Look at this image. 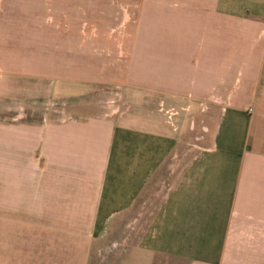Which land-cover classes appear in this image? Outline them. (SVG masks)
Listing matches in <instances>:
<instances>
[{"label":"crops","instance_id":"1","mask_svg":"<svg viewBox=\"0 0 264 264\" xmlns=\"http://www.w3.org/2000/svg\"><path fill=\"white\" fill-rule=\"evenodd\" d=\"M18 1L0 0V235L22 243L0 264H31L9 252L32 234L105 247L72 264H264V0H89V21ZM112 40L132 114L79 83Z\"/></svg>","mask_w":264,"mask_h":264},{"label":"rangeland","instance_id":"2","mask_svg":"<svg viewBox=\"0 0 264 264\" xmlns=\"http://www.w3.org/2000/svg\"><path fill=\"white\" fill-rule=\"evenodd\" d=\"M20 1V0H19ZM18 1V2H19ZM22 1V0H21ZM44 5H61L64 8L70 9L71 6H78V14L85 20H90L85 14L88 12L87 2L89 0H35ZM90 4V3H89ZM91 16V13H89ZM84 15V16H82ZM117 41L111 43L95 42V51L89 57L80 58V68H88L89 71H97L99 74H80L78 76L80 85L93 84L96 86L94 91L86 94L87 96H94L99 108L104 110V113L112 115H124L134 113L135 105L131 99L126 96L123 86L124 75L119 70L120 63V49L117 47ZM84 54H88L84 51ZM111 68V69H110ZM108 71V72H105ZM86 92V91H85ZM86 95L81 98H86ZM64 100H71L70 98L63 97ZM52 105H48V113H54ZM158 112L163 115V118L172 127L182 130L184 136V146L199 149L207 143V138L204 137L208 132V127L200 120H186L185 122H174L176 112L169 111L161 105L158 107ZM58 237V236H57ZM27 238V237H25ZM7 237L0 235V244L22 243V237ZM29 239V240H28ZM25 244L27 250H15L9 252L10 257L15 259H27L31 264H72V262L80 261L86 257V250H90L89 258L94 260L103 259L104 249L101 244L89 246L84 241L72 240L67 238L58 239L54 235H47L46 241H40L38 235L32 234L27 238ZM115 254L118 251H113ZM6 251L0 252V257H5ZM129 255L128 257H130ZM146 257H142V262L146 264ZM165 261V260H164Z\"/></svg>","mask_w":264,"mask_h":264}]
</instances>
